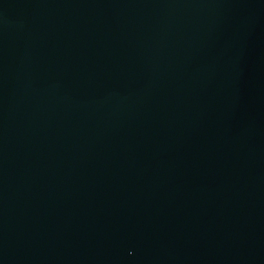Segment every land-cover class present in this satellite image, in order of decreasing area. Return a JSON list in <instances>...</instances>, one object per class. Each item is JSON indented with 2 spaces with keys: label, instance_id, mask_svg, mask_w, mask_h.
I'll return each mask as SVG.
<instances>
[{
  "label": "water",
  "instance_id": "1",
  "mask_svg": "<svg viewBox=\"0 0 264 264\" xmlns=\"http://www.w3.org/2000/svg\"><path fill=\"white\" fill-rule=\"evenodd\" d=\"M0 264H264V0H0Z\"/></svg>",
  "mask_w": 264,
  "mask_h": 264
}]
</instances>
